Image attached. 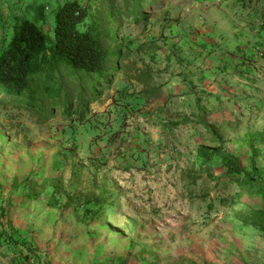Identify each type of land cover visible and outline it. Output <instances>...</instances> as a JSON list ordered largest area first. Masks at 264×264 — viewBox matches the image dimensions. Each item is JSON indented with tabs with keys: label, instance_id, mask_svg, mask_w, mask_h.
Masks as SVG:
<instances>
[{
	"label": "rangeland",
	"instance_id": "1",
	"mask_svg": "<svg viewBox=\"0 0 264 264\" xmlns=\"http://www.w3.org/2000/svg\"><path fill=\"white\" fill-rule=\"evenodd\" d=\"M65 1L0 0V52L32 4L51 34ZM152 4L122 22L128 71L86 115L0 104V264H264L262 186L195 162L214 132L264 178V0Z\"/></svg>",
	"mask_w": 264,
	"mask_h": 264
},
{
	"label": "trees",
	"instance_id": "2",
	"mask_svg": "<svg viewBox=\"0 0 264 264\" xmlns=\"http://www.w3.org/2000/svg\"><path fill=\"white\" fill-rule=\"evenodd\" d=\"M193 1L217 5L222 0ZM153 2L95 0L92 11L78 0H66L53 11L51 34L40 24L44 5L32 4V18H24L15 26L7 46L0 52V104L26 109L43 120L53 117L56 110L68 117L86 115L89 105L109 88L116 74L128 71L129 64L124 60L130 55L117 37L122 22L146 20V6ZM87 18L85 28H80ZM158 90L150 86L145 94L157 97ZM213 158L219 159L225 169L223 176L229 178L230 184L260 185L264 197L262 172L253 166L249 170L243 168L239 158L224 145L221 135L214 132L197 147L195 162L202 167ZM80 176L81 167L72 166L70 181L80 184ZM190 182H195L194 177L185 184L189 186ZM77 191L74 188L71 194L66 192L67 200H73ZM106 213V209L101 211ZM251 214L256 222L264 224V206L251 210Z\"/></svg>",
	"mask_w": 264,
	"mask_h": 264
}]
</instances>
